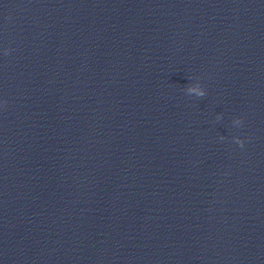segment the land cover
<instances>
[{
    "label": "clouds",
    "instance_id": "clouds-1",
    "mask_svg": "<svg viewBox=\"0 0 264 264\" xmlns=\"http://www.w3.org/2000/svg\"><path fill=\"white\" fill-rule=\"evenodd\" d=\"M187 92L189 93V94H194L195 96H197V97H204L205 95H206V92H205V90L202 88V87H200V85L199 84H197L195 87H193V86H188V88H187ZM217 119L219 120V119H221V116H217ZM233 123L235 124V125H241L242 124V119L241 118H236V119H234L233 120ZM224 137L223 136H221V139H223ZM235 139V142L238 144V145H240V147H243L244 146V141L243 140H241V139H239L238 137L237 138H234Z\"/></svg>",
    "mask_w": 264,
    "mask_h": 264
}]
</instances>
